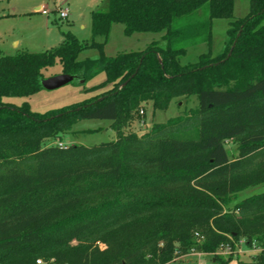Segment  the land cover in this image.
<instances>
[{
  "label": "trees",
  "instance_id": "1",
  "mask_svg": "<svg viewBox=\"0 0 264 264\" xmlns=\"http://www.w3.org/2000/svg\"><path fill=\"white\" fill-rule=\"evenodd\" d=\"M248 1L249 14L234 18L235 0H108L91 13L88 42L66 32L45 52L0 51V99L39 93L56 63L84 84L104 74L91 90L109 87L45 113L0 102V264H167L191 250L228 264L240 239L261 245L264 264V192L239 200L264 185V0ZM214 19L230 20L223 53L181 65L188 46L211 43ZM114 24L126 36L164 33L166 45L107 57ZM91 49L99 58L78 60ZM192 96L196 108L124 131L143 104L166 111ZM91 119L111 121L116 139L47 144ZM198 158L209 166L200 175L176 171Z\"/></svg>",
  "mask_w": 264,
  "mask_h": 264
},
{
  "label": "rangeland",
  "instance_id": "2",
  "mask_svg": "<svg viewBox=\"0 0 264 264\" xmlns=\"http://www.w3.org/2000/svg\"><path fill=\"white\" fill-rule=\"evenodd\" d=\"M108 0H2L0 1V51L5 55H14L18 51L45 52L58 47L63 41V33L71 32L81 42H88L92 39L91 34V13L93 11H104L107 8ZM67 7L70 16L67 19H60L57 12L60 5ZM45 7L50 11L49 16L43 15L39 9ZM250 6L248 0H235L233 7L234 18H244L249 14ZM228 19H214L211 29V43H198L188 46L184 55L180 57V64L187 65L195 63L201 54L211 52L212 56L223 53L227 41V30L229 28ZM164 33H136L132 36L124 34V28L121 24H114L110 30L109 36L104 44L103 52L107 57H114L119 53L142 51L150 43L159 42L161 47L166 43L162 39ZM102 42V38H97ZM19 42L14 46V42ZM100 56L98 49L84 51L79 56V61L87 58L97 59ZM46 78H52L62 74L60 63L43 71ZM105 80V75L101 74L95 79L83 83L76 78L72 82L55 90L43 89L30 97L2 98L0 102L20 106L28 102L30 108L36 113H45L49 110L59 109L75 103L82 102L90 97L99 95L109 89L91 88L97 86ZM198 101L195 96L189 98H179L171 102L166 111L153 110L151 103H145L140 108L135 119L127 124L124 131L142 134L148 131L155 123H165L170 118L184 114L190 109L196 108ZM109 120H82L72 127L69 132L61 135L57 141L47 140V144H79L84 146H94L101 143L110 142L116 139V133L111 127ZM84 131H95L84 133ZM227 157L235 158L239 155V147L232 142L225 144ZM209 168L205 158H198L184 168H178L176 171L186 172L192 176H198ZM264 192V185L249 188L239 194V200L254 194ZM257 250L242 244V250L245 254H236L231 258L228 264H257L255 258L261 245L257 244ZM241 250V252H242ZM198 251L188 252L186 254L176 253L173 259L167 264H198L200 257ZM201 253V252H200ZM217 255L225 258L220 251ZM198 258H194V257ZM212 256L203 254L201 261L205 257ZM187 257H193L190 260ZM213 257V256H212ZM206 260V259H205ZM204 260V261H205ZM43 264H50L43 261Z\"/></svg>",
  "mask_w": 264,
  "mask_h": 264
},
{
  "label": "built area",
  "instance_id": "3",
  "mask_svg": "<svg viewBox=\"0 0 264 264\" xmlns=\"http://www.w3.org/2000/svg\"><path fill=\"white\" fill-rule=\"evenodd\" d=\"M39 12H41L43 15H47V16L50 13V11H48L46 8H40L39 9ZM57 12L59 14L60 19H67L69 17V10H68V8H62V7H60V8H58ZM233 244H234V246L236 248L238 245L245 244V241H244V239H240L238 242H233ZM257 247L258 246L256 244H253L252 245V249L253 250H257L258 249ZM219 251L221 252L222 255H224L225 253H228V254L231 253V249H230V246L229 245L225 246V248H222ZM190 252H195V250H191ZM203 254L204 253H200V252L197 253V255L199 257H201ZM43 263L44 262L41 259L37 261V264H43ZM199 264H219V263L216 262V260L215 261L214 260L213 261L210 260V261H202Z\"/></svg>",
  "mask_w": 264,
  "mask_h": 264
},
{
  "label": "water",
  "instance_id": "4",
  "mask_svg": "<svg viewBox=\"0 0 264 264\" xmlns=\"http://www.w3.org/2000/svg\"><path fill=\"white\" fill-rule=\"evenodd\" d=\"M239 36V35H238ZM237 40L234 42L233 47L235 46ZM232 53V50L228 53L226 60L230 57ZM76 77L68 74H61L52 78H46L42 81V87L46 90H55L58 89L73 80H75ZM103 98L98 99V101H101ZM215 261V260H214Z\"/></svg>",
  "mask_w": 264,
  "mask_h": 264
},
{
  "label": "crops",
  "instance_id": "5",
  "mask_svg": "<svg viewBox=\"0 0 264 264\" xmlns=\"http://www.w3.org/2000/svg\"><path fill=\"white\" fill-rule=\"evenodd\" d=\"M62 6H63V4L60 5V7H62ZM60 7H59V8H60ZM42 8H45V7H42ZM65 8H67V7H65ZM46 9H47V8H46ZM40 13H41V12H40ZM41 14H42V13H41ZM49 14H50V13H49ZM46 16H47V15H46ZM48 16H49V15H48ZM69 16H70V11H69ZM18 44H19L18 41H17V42H14V46H18ZM242 248H243V247H242V244H241V245H238V246L236 247L235 252L232 254V257L235 256L236 254H239V255H240L241 253H242V254H245V253H243L244 251L242 250ZM241 250H242V252H241ZM252 250H253V249H252ZM255 251H256V250H255ZM259 252H260V251H258L257 254H259ZM257 254H256V255H257ZM228 255L230 256V254H228ZM256 255H255V256H256ZM229 256H226L224 259H228ZM187 258H189L190 260H193V257H187ZM194 258H198V257L196 256V257H194ZM201 258H202V257H200V259H201ZM200 259H199V263L202 262V261H204L205 259H206L205 261H210V260L213 261V260H215L212 256L205 257L204 260H202V261H201ZM253 260H255L254 257H253ZM199 263H198V264H199Z\"/></svg>",
  "mask_w": 264,
  "mask_h": 264
}]
</instances>
